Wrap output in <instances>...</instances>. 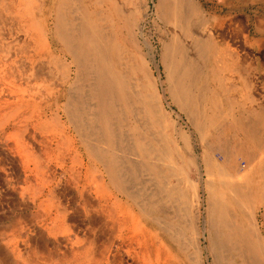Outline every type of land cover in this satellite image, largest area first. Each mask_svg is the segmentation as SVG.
Here are the masks:
<instances>
[{"label":"rangeland","instance_id":"1","mask_svg":"<svg viewBox=\"0 0 264 264\" xmlns=\"http://www.w3.org/2000/svg\"><path fill=\"white\" fill-rule=\"evenodd\" d=\"M201 2L208 11L217 12L225 17L223 27L225 41L222 38L218 39L220 47L226 48L228 39L230 46L239 47V52L247 60L241 65L242 70L233 67L231 72H224L225 80H222L223 77L220 78L223 82L213 78L205 80L204 88L207 92L229 95L239 104L235 115L242 125L250 129V138L245 130L231 128L226 131L230 134H228L230 139L225 140L216 130L206 129L205 143L201 141L199 132L187 116L180 112L175 104H167L170 99H164L162 90L164 85L159 80V73L154 65L151 67L164 107L169 110L173 120L177 121L178 128L193 140L190 145L193 157L201 158L204 150H215L214 158L220 163L217 171H232L225 167L224 154L222 150H218L217 145L226 146L228 141H232V144L244 148L250 141L253 144L250 159L256 161L264 155V128L262 129L264 126L256 129L253 113L255 107L264 106V46L255 43L250 45L246 43L248 38H245L248 30L264 17V0L228 2L201 0ZM26 3L27 0H0V67L7 73L6 76L3 74L5 76L3 79L0 78L2 91L0 107L3 108L0 113V249L8 252L14 259L13 250L15 255L19 256L17 257L19 264L57 263L63 248L56 245L57 248H51L49 251L37 245L47 234L32 220L33 214L38 211L34 205H69L72 208H82L83 205H143L160 223H156L158 233L163 232L161 229L163 225L171 231L170 233L178 235L177 232H180L186 239L191 234L188 230L190 221L181 205H202L198 224L200 232L202 231L201 235L204 236L202 240L205 248L206 239L211 236L209 230L211 223L206 213L207 192L203 189L208 175L202 158L196 167L178 181V174L175 169H171V162L163 160L159 154L156 162H151V159L155 158L154 154L149 152L148 156H144L138 147L140 137L137 136L135 126H140L139 132L142 134H145V130L148 131L147 127L150 126L147 122H151L152 113L147 110L148 105L143 98L134 97L129 100L127 107H123L115 100L114 91H106L100 86L105 82L102 77L107 73H114L117 77V72L128 75V67L110 69L103 54L101 58L93 60V54L85 47L86 42L78 37L83 27V17L73 1L43 0L39 2L42 8L35 6L37 8L32 14L26 12ZM155 3H157L155 0L118 2L126 10H131L132 15L144 24L146 35L148 34L155 46L160 75L166 80L160 62L161 41L170 37V40L174 41L173 34L175 39H178L177 43H189L187 42L189 38L185 37L178 26H165V23L156 17ZM237 28H242L244 33L236 34ZM136 32L138 33V30ZM63 36L70 46L69 51L59 41ZM74 52L81 59V65H73L71 55ZM131 57L137 61L136 55L131 54ZM200 65L206 68L205 63ZM105 67L106 70H102ZM216 68L218 67L215 66L213 69ZM137 76L139 80L142 79L141 75ZM219 84L228 89H221ZM7 86L12 87L10 91L13 94L7 90ZM199 91L201 92V89H197L196 92ZM21 96L24 99L20 101ZM202 106L203 120L207 123L210 116H215L217 109L211 107L208 102H203ZM99 109L104 111V119L98 120L94 117V113ZM29 111L32 113L33 121H47L51 126L44 135L47 139L42 140L41 133L34 132L35 124L27 123ZM177 112H180V118ZM156 116L154 115L153 120L158 122L160 116L157 112ZM6 124L8 125L5 129ZM158 127L168 134L161 124ZM80 130L82 133H79ZM24 132H27L25 136ZM17 133L23 136H17ZM52 134L66 135L75 144L74 148L80 158L75 157V153L72 152L70 156L68 154L66 157L57 156V151L52 145L54 142H51ZM81 137L86 141L85 144L80 142ZM92 146L96 149L94 155L87 150ZM104 148L105 159L113 172L111 182L101 177L104 169L97 164L98 155ZM27 149L35 153L28 158L32 171L24 167L26 164L24 150ZM49 154L53 156L48 158ZM176 161L173 162L177 164ZM247 161L246 156L239 160L241 165H246ZM151 163H157L161 169L159 181H155L150 172ZM76 174L83 177L81 185L85 184L88 175L89 179L96 176L103 183H99L98 187L91 184L86 189L87 193L79 192ZM199 176L203 179L200 189L201 202L192 204L189 184L190 180H196ZM160 182L167 185L168 191L161 187ZM117 187H120V192ZM50 190L53 191L52 194H49ZM221 197L223 205H226L228 210L227 222H230L228 228L231 227V223H239L243 233L226 234L223 232L225 227L220 226L217 235L215 227L214 234L225 241L221 239L216 241L217 258L209 256V252L204 249L205 264H264L263 260L242 253L240 249L242 243L234 240L252 235L243 215L245 214L243 204L233 200L230 194ZM162 205H174L176 210L171 209L175 211L174 213H161ZM152 211L160 213L154 214ZM260 220V231L264 237V225ZM56 235L55 237L59 239L60 231ZM176 242L172 239L167 242L177 261L173 264H188L186 256L177 246L179 244L177 239Z\"/></svg>","mask_w":264,"mask_h":264},{"label":"bare ground","instance_id":"2","mask_svg":"<svg viewBox=\"0 0 264 264\" xmlns=\"http://www.w3.org/2000/svg\"><path fill=\"white\" fill-rule=\"evenodd\" d=\"M41 1L43 0H27L26 12L32 14L37 7L42 8L39 3ZM71 1H73L75 6H78L76 8H78L83 17V27L78 37L86 42L85 47L93 54V60L101 58L103 54L110 69L114 67L116 69L121 67L127 69L128 67V75L117 72V77L114 73H107V75L102 77L105 82L100 84V86L106 91H114L115 100L120 102L123 107H127L130 99L141 97L148 105L147 110L152 112L150 113L151 122H147L150 127H147L148 131L144 129L145 134L139 132V125L135 126V131L138 133L137 136L140 137L138 139V147L141 153L144 156L149 152L152 155L154 154L155 158L151 159V162L157 161L158 154L163 160L171 162V169H175L174 171L177 172L178 181L188 171L196 167L197 162L202 158L206 174L208 175L203 189L207 192L206 213L211 223L209 225L211 236L206 239L207 244L204 248L202 240L204 236L202 237V231L200 232L198 224L199 216L202 213V205H181V208L189 216L188 230H190L191 234L188 239L183 237L180 232H177L178 235L170 233L171 231L163 225L161 226L163 232L158 233L156 231V223L159 222L152 217V213L148 212L143 205H83L82 208H72L69 205H34L38 208V211L33 214L32 220L47 234L45 238H42L41 243L37 245H41V247L47 248L49 251L51 248H57V246L63 248L62 255L58 258L56 264H173V262L177 263V261L170 250V245L167 244L171 239L175 242L176 239L179 241L177 246L186 256V263L188 264H205L204 249L209 252V256L217 258L218 239L214 234L216 226L213 223V219H222L228 215L225 205H222V202L218 203L219 192L229 194L233 193L234 188L237 189V185L234 184H236V179H238V173L233 172L231 167L234 168V171H241L239 173V176L241 175L239 181L243 190L246 189L249 183L247 176L253 167L248 162L246 165H241L239 161L236 162L235 166H231L233 154L239 155L240 147H242L232 144V141L226 143L228 155L223 156L225 167L232 171H217L220 163L214 158L215 150H204L202 157L195 159L196 156L193 157L190 148L193 140H191V136H186V133L178 128L177 121L173 120L169 110L164 107L158 91L157 80L151 67V65H154L159 73V80L164 85L162 89L164 99H170L167 104H175L179 111L187 116L191 124L199 132L198 134L202 138L201 141L205 143L206 129H211L212 125L210 127L208 124L212 123V121H206L207 123H205L203 120V102H208L211 107L235 105L234 99L229 97V95L207 92L203 85L205 80L209 78L215 79L212 73L210 74L208 71L207 61L221 56L217 55L220 51L217 50L216 45L220 41L218 39L221 38V35L216 32L219 24L215 16H208L209 12L201 0H186L185 2L184 0H155L157 2L155 3L156 17L165 23V26H178L185 37L189 38V41H187L189 43H177L178 41L176 40L178 39H175V34H173L172 39L174 41L170 40L171 37L161 41L162 54L160 62L164 68L165 80L160 75L159 63L156 61L155 46L151 42L150 37L147 36L148 34L146 35L144 24L132 15L131 10H126L118 4L119 1L128 2V0ZM135 29L138 30V33ZM66 40L65 36L59 39L63 47L69 51L70 46ZM131 54L136 55V62L131 57ZM71 58L74 60L73 65H81V59L78 58L76 52L72 53ZM123 61L126 62L124 63ZM201 63H205L206 68L202 67ZM92 64L98 65L94 62ZM102 70H106V67ZM3 74L7 75L6 71L0 67L1 79L5 77ZM137 75H141L142 79L139 80ZM13 85L15 86L14 82ZM7 87L8 89H5L8 91L12 89L10 86ZM197 89H201V92L197 93ZM10 93L13 94L12 91ZM23 99L21 96L19 100ZM2 109L0 107V113ZM156 112L160 116L158 122L153 120ZM180 112H177L179 118L181 117ZM31 114L29 111L27 123L35 124L34 132L41 133L42 140L47 139L44 135H46L51 126L47 121H33ZM94 117L98 120L104 119V111L99 109V111L94 113ZM221 118L224 124L228 122L227 115ZM160 124L164 127V130H167L168 134L160 130L158 127ZM7 125H5V129ZM236 125L234 123L233 127H236ZM229 129L231 128H228V131ZM226 131L224 130V139L229 138V133L227 134L228 131ZM26 133L24 132V136ZM79 133H82L81 130ZM17 136H23V134L17 133ZM52 138L51 142H54L52 145L57 151V156L60 157L67 154L70 156L72 152L75 153V157L80 158L78 151L74 148L75 144L66 135L52 134ZM80 142L85 144L86 141L81 137ZM87 150L91 154L96 153L95 146L88 147ZM105 150L106 148L99 153L97 164L104 169L101 177L111 182L113 172L105 159ZM27 151L28 149L24 150L26 154L24 167L31 170L28 158L34 156L35 153ZM51 156L53 155L49 154L48 158ZM173 161H176L177 164ZM149 168L155 181H159L161 172L159 165L151 163ZM199 177L196 180H190L189 191L192 204H195V202L197 204V201L201 202L200 189L203 179ZM75 179H77V191L84 193L91 184L94 187H98L99 183H103L96 176L89 179L88 175L84 185H81L83 180L81 174L79 176L76 174ZM161 185L165 191H168L167 185L163 183ZM117 188L120 192V187ZM52 192L50 190L49 194H52ZM244 198L243 203L248 205L250 198L247 196ZM175 208L176 206L174 205H162L160 210L161 213L169 214L170 212L174 213L175 211L173 212L171 209ZM152 212L154 214L160 213L158 211ZM249 215L251 222L258 231L255 215L253 213ZM58 231H60L59 237L64 240L55 237ZM58 240L59 242H57ZM240 249L246 256L248 253L256 254L257 258L262 256L260 246L253 247L249 246L248 243H242ZM12 252L14 259L8 252L0 249V264H19L18 254L15 255L13 250ZM31 264L38 263L33 262Z\"/></svg>","mask_w":264,"mask_h":264},{"label":"crops","instance_id":"3","mask_svg":"<svg viewBox=\"0 0 264 264\" xmlns=\"http://www.w3.org/2000/svg\"><path fill=\"white\" fill-rule=\"evenodd\" d=\"M229 0H224V2H228ZM207 10V9H206ZM208 11V10H207ZM209 14L208 16L214 15L217 22H218V28L216 29L217 33H220L222 40H224L225 38V34L223 33V27L225 25V17L222 16L221 14H217V12H210L208 11ZM234 32V31H233ZM244 33V30L242 28H237L236 30V34H241ZM253 35V36H251ZM235 36V34H234ZM245 38H248V41H246V43H249L250 45L252 44H258L261 46H264V17L260 18L256 25L253 26V28L251 30H248V34ZM225 41V40H224ZM217 50H219V54L217 55H221L220 57H216L215 59H211L209 61H207L206 65L210 66L208 68L209 73H212V76L218 81L221 82L222 80H225V77H223V73L226 71H232L233 67H236V70H242L241 65L243 63H246L247 60L241 55V53L239 52V47H234L232 48L230 46V42L228 41V39L226 40V48H221L220 47V41L217 42L216 45ZM234 50V51H233ZM251 58V57H250ZM244 61V62H243ZM213 64V65H212ZM215 66H217L218 68L213 69ZM229 66H232V68H229ZM213 67V68H211ZM223 79L221 80L220 78ZM223 82V81H222ZM250 82V81H249ZM251 84V82L249 83ZM221 86V89H228L226 88V86H224V88L222 87V84H219ZM218 94V93H217ZM235 105H222V106H212L217 108L215 116H210L208 121H212V123L208 124L209 126L212 125L211 129H214L217 131L218 134H220V136H223L224 138V130H228V128H232V129H238V130H245L246 135L250 138V129H248L247 127H245L244 125H242V122H240V120L238 119V117L235 115V111L236 109L239 107V104L234 100ZM222 107V108H221ZM226 107H228L226 109ZM254 113V118L256 121V129H261L262 126H264V106H257L255 107V109L253 110ZM227 115L228 118V122L230 120V122L224 124L223 121L221 120L222 116ZM233 120V122H232ZM234 123H236V127L234 126ZM264 127H262L263 129ZM238 145V144H237ZM252 142L248 141L247 145L243 147H240L239 150V155H234L233 154V163L234 166L236 164L237 161L240 160V158L242 156H246L248 159V163L250 166L253 167L252 171L250 172V174L247 176V181L248 183V187L246 189L243 190V188L241 187V183L239 181V179L241 178V175L239 176V173H241V171L237 172L236 170L233 172H237L238 173V179H236V184L237 185V189H233V193H229L233 196V200H235L238 203H242L243 208L245 209V214L244 217L247 220V224L249 226V232L252 233V235H249L248 237H240L238 239H234L235 242H241V243H248L249 246H255V247H261V251H262V256H260V258L256 257V254H252V253H248L247 256H251L252 258L255 259H261L263 260L264 263V237L261 235V231H260V226H259V219L260 223H262L264 225V155L263 157L260 159H257L255 161V159H250L251 158V151L252 149ZM218 146V147H217ZM214 147H217L218 150H222L224 155H228V151L225 145H217ZM236 175V174H235ZM228 194V193H226ZM224 194L219 192V199H218V203L222 202L221 199ZM245 196L249 197L248 199V205H245L243 202L245 200ZM225 200V199H224ZM223 205V203H222ZM225 208L227 210V206L225 205ZM250 213H253L255 215V219L257 221V226L259 228V233L256 230V228L254 227V224L251 222L250 220ZM227 214H228V210H227ZM228 215L226 217H223L222 219H213V223L215 224L216 228V234L219 235V227H225L224 229V233L228 234V233H236V234H240L243 233V229L242 227L239 226V223H231L230 224V228H228ZM234 226V227H233ZM217 239H221L224 240L223 238H219L217 237ZM41 243V242H40Z\"/></svg>","mask_w":264,"mask_h":264}]
</instances>
